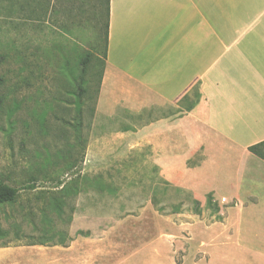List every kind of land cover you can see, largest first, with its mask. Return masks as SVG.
Listing matches in <instances>:
<instances>
[{
	"label": "crops",
	"instance_id": "1",
	"mask_svg": "<svg viewBox=\"0 0 264 264\" xmlns=\"http://www.w3.org/2000/svg\"><path fill=\"white\" fill-rule=\"evenodd\" d=\"M198 84L200 103L181 113ZM164 107L173 113L141 128V146L161 182L202 207L212 196L207 264H264V161L249 151L264 143V0L110 1L98 112ZM97 217L78 210L67 240L2 247L0 264H131V245Z\"/></svg>",
	"mask_w": 264,
	"mask_h": 264
},
{
	"label": "rangeland",
	"instance_id": "2",
	"mask_svg": "<svg viewBox=\"0 0 264 264\" xmlns=\"http://www.w3.org/2000/svg\"><path fill=\"white\" fill-rule=\"evenodd\" d=\"M97 7L96 0H0V182L20 192L0 207V248L67 240L77 211L91 209L112 240L131 245V264H207L203 214L215 204L196 206L161 182L141 146L143 125L174 109L137 124L131 115L139 112L119 109L118 119L98 112L105 18ZM87 53L79 99L75 80Z\"/></svg>",
	"mask_w": 264,
	"mask_h": 264
},
{
	"label": "trees",
	"instance_id": "3",
	"mask_svg": "<svg viewBox=\"0 0 264 264\" xmlns=\"http://www.w3.org/2000/svg\"><path fill=\"white\" fill-rule=\"evenodd\" d=\"M98 3V14L100 19L105 18V23L103 24L102 30L104 32V44H105V52L103 55V61L102 65H104L103 69H105L106 65V59H107V49H108V38H109V20H110V1L111 0H96ZM92 55L93 53H87L86 57L81 61L80 66L82 68L80 77L78 76V79L75 80V84L78 86V97L79 99L82 97V95L86 94V90L83 89L84 84V76L87 71L88 65L92 63ZM2 63V59H0V65ZM71 74L72 72L69 71ZM104 73V70H103ZM103 79V75L101 77V81ZM102 83V82H101ZM202 99V95L200 92V84H198L190 94H188L179 104L180 106V112H191L193 111L197 105L200 103ZM3 101L0 99V109L2 108ZM156 109L150 110V111H144L141 114H132L131 118L134 121V123H140L144 119V116L146 114H154ZM150 112V113H149ZM153 121L151 119L148 120L147 124H151ZM155 122V120H154ZM145 126V125H143ZM137 127H142V125ZM136 128V127H135ZM134 128V129H135ZM131 128L130 130H132ZM249 151L255 155L256 157L260 158L264 161V143L260 145L253 146L249 149ZM65 190V189H62ZM19 190L17 188H14L12 186H9L6 183L0 182V207L6 206V205H12L14 204L18 197H19ZM213 202L212 196H209L208 198V205H211ZM196 206H200L199 202H194ZM215 211L219 212L218 207L215 206Z\"/></svg>",
	"mask_w": 264,
	"mask_h": 264
},
{
	"label": "built area",
	"instance_id": "4",
	"mask_svg": "<svg viewBox=\"0 0 264 264\" xmlns=\"http://www.w3.org/2000/svg\"><path fill=\"white\" fill-rule=\"evenodd\" d=\"M222 202L225 203L226 202V199H222Z\"/></svg>",
	"mask_w": 264,
	"mask_h": 264
}]
</instances>
